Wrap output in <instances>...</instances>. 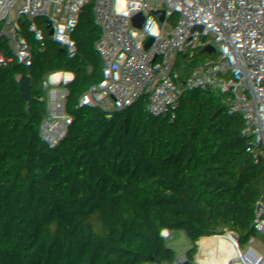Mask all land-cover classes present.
Wrapping results in <instances>:
<instances>
[{
	"label": "built area",
	"instance_id": "1",
	"mask_svg": "<svg viewBox=\"0 0 264 264\" xmlns=\"http://www.w3.org/2000/svg\"><path fill=\"white\" fill-rule=\"evenodd\" d=\"M86 2L0 0V181L8 169L34 188L46 137L60 161V209L35 238L105 226L132 251L141 224L173 222L199 264H264V0H118L95 26ZM118 52L140 66L132 82ZM165 176L174 191L140 208L135 187ZM31 210L0 211V264L27 263Z\"/></svg>",
	"mask_w": 264,
	"mask_h": 264
},
{
	"label": "trees",
	"instance_id": "2",
	"mask_svg": "<svg viewBox=\"0 0 264 264\" xmlns=\"http://www.w3.org/2000/svg\"><path fill=\"white\" fill-rule=\"evenodd\" d=\"M134 146L129 149L133 154ZM4 155L0 149V158ZM60 164L53 154L49 138L41 140L31 168L36 185L26 189L18 177L5 169L0 181V211L13 201L27 202L32 210L27 216L26 243L31 247L26 264H199L201 250L198 245H187L180 233V226L173 222H144L138 228L132 251L128 247H110L103 236L105 226L89 237L72 242L55 238H35L38 227L50 215L60 209V192L53 174ZM152 179L150 184L136 186L135 200L144 208L152 200L166 196L175 189V184ZM49 196L47 203L45 197ZM1 228V222H0ZM4 234L0 231V251Z\"/></svg>",
	"mask_w": 264,
	"mask_h": 264
},
{
	"label": "rangeland",
	"instance_id": "3",
	"mask_svg": "<svg viewBox=\"0 0 264 264\" xmlns=\"http://www.w3.org/2000/svg\"><path fill=\"white\" fill-rule=\"evenodd\" d=\"M117 3L118 0H87L84 7L86 9L85 12L87 14V17L89 16L93 26H95L96 24L103 21L107 7H109L110 5L115 6L117 5ZM107 33L113 35L115 33V30H107ZM114 38L116 39L117 37ZM112 61L118 72L126 77L129 82L133 81V77L135 76V74H139L140 66L137 67V63L135 62V60H133L129 55H123V53L118 52L116 58H113ZM142 73L144 75L149 74V76L154 77V75L150 74L149 70L146 68L142 69ZM156 78L159 77L156 76ZM23 116L28 120L32 119V116L29 114V112L24 113ZM137 192H139L138 189L135 195H137ZM135 195L133 198L134 201H136ZM141 200L142 199L139 198V202Z\"/></svg>",
	"mask_w": 264,
	"mask_h": 264
},
{
	"label": "water",
	"instance_id": "4",
	"mask_svg": "<svg viewBox=\"0 0 264 264\" xmlns=\"http://www.w3.org/2000/svg\"><path fill=\"white\" fill-rule=\"evenodd\" d=\"M17 62L11 67L12 68H15V66H17ZM85 105L87 107V109L89 110V112H97V109L93 103V100L90 99V98H87L86 101H85ZM111 145L114 146L117 150V152H121L122 151V142L121 141H114V142H111ZM90 152H91V155L94 159L98 160L99 157H100V152H101V145L100 144H97L95 146H93L91 149H90ZM152 160H160L159 157H153ZM111 173V169L108 168L105 173L103 174V179L105 180L109 174ZM160 182H164V183H173L174 182V179L170 176H165L163 178H161L159 180ZM19 183H22V180L19 179L18 180Z\"/></svg>",
	"mask_w": 264,
	"mask_h": 264
},
{
	"label": "bare ground",
	"instance_id": "5",
	"mask_svg": "<svg viewBox=\"0 0 264 264\" xmlns=\"http://www.w3.org/2000/svg\"><path fill=\"white\" fill-rule=\"evenodd\" d=\"M40 102H42V100H41ZM80 131H81V130H77V136H79V135H80ZM24 207H25V209H26L25 211H27V209H28V206H27V205H25ZM15 208H17V206H16V205L14 206V209H15Z\"/></svg>",
	"mask_w": 264,
	"mask_h": 264
},
{
	"label": "crops",
	"instance_id": "6",
	"mask_svg": "<svg viewBox=\"0 0 264 264\" xmlns=\"http://www.w3.org/2000/svg\"><path fill=\"white\" fill-rule=\"evenodd\" d=\"M108 8V7H107ZM107 10V9H106ZM98 23V22H97ZM93 25V24H92Z\"/></svg>",
	"mask_w": 264,
	"mask_h": 264
}]
</instances>
